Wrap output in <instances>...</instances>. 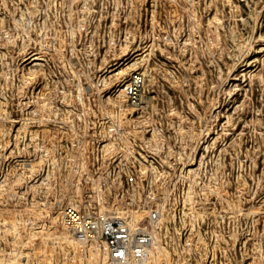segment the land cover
I'll use <instances>...</instances> for the list:
<instances>
[{
  "label": "rangeland",
  "instance_id": "obj_1",
  "mask_svg": "<svg viewBox=\"0 0 264 264\" xmlns=\"http://www.w3.org/2000/svg\"><path fill=\"white\" fill-rule=\"evenodd\" d=\"M66 203L158 209L129 264H264V0H0V264H110Z\"/></svg>",
  "mask_w": 264,
  "mask_h": 264
},
{
  "label": "built area",
  "instance_id": "obj_2",
  "mask_svg": "<svg viewBox=\"0 0 264 264\" xmlns=\"http://www.w3.org/2000/svg\"><path fill=\"white\" fill-rule=\"evenodd\" d=\"M141 76L135 73L125 87L128 102H139ZM134 180L128 174L127 182ZM158 209L148 212L145 225H131L125 218L110 215L79 203H66L60 209V224L82 245L100 241L106 245L110 264L144 263L153 243V231L160 219Z\"/></svg>",
  "mask_w": 264,
  "mask_h": 264
},
{
  "label": "bare ground",
  "instance_id": "obj_3",
  "mask_svg": "<svg viewBox=\"0 0 264 264\" xmlns=\"http://www.w3.org/2000/svg\"><path fill=\"white\" fill-rule=\"evenodd\" d=\"M33 58H36V57H33ZM133 103V104H132ZM137 102H131L132 105L136 104Z\"/></svg>",
  "mask_w": 264,
  "mask_h": 264
}]
</instances>
